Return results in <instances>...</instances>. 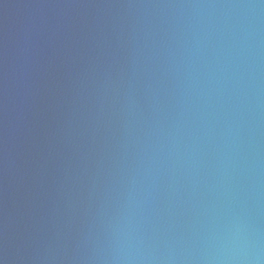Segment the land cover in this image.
<instances>
[{
    "label": "water",
    "instance_id": "obj_1",
    "mask_svg": "<svg viewBox=\"0 0 264 264\" xmlns=\"http://www.w3.org/2000/svg\"><path fill=\"white\" fill-rule=\"evenodd\" d=\"M0 264H264V0H0Z\"/></svg>",
    "mask_w": 264,
    "mask_h": 264
}]
</instances>
